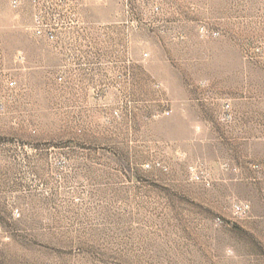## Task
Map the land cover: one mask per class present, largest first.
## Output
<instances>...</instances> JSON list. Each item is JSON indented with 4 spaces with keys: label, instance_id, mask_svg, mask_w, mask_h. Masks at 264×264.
<instances>
[{
    "label": "rangeland",
    "instance_id": "1",
    "mask_svg": "<svg viewBox=\"0 0 264 264\" xmlns=\"http://www.w3.org/2000/svg\"><path fill=\"white\" fill-rule=\"evenodd\" d=\"M0 264H264V0H0Z\"/></svg>",
    "mask_w": 264,
    "mask_h": 264
},
{
    "label": "built area",
    "instance_id": "2",
    "mask_svg": "<svg viewBox=\"0 0 264 264\" xmlns=\"http://www.w3.org/2000/svg\"><path fill=\"white\" fill-rule=\"evenodd\" d=\"M63 1H64V0H58V2H61V3H62ZM51 38H52V37H51ZM8 86H9V87H12V86H13V83L10 82V83L8 84Z\"/></svg>",
    "mask_w": 264,
    "mask_h": 264
}]
</instances>
